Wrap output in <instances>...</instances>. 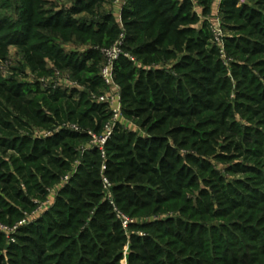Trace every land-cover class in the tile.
<instances>
[{"label":"trees","instance_id":"1","mask_svg":"<svg viewBox=\"0 0 264 264\" xmlns=\"http://www.w3.org/2000/svg\"><path fill=\"white\" fill-rule=\"evenodd\" d=\"M14 1L16 21L0 14V59L16 47L40 75L47 61L73 75L99 63L97 50L69 56L54 39L95 47L121 33L103 0L66 14ZM239 1L218 5L224 61L190 0H126L135 64L120 58L114 78L140 134L116 124L103 156L82 148L110 118L89 97L105 91L99 72L76 97L0 82V224L14 228L0 232V264H121L125 248L126 264H264V0ZM212 2L196 0L202 16ZM67 175L49 210L18 225ZM117 213L145 221L124 229Z\"/></svg>","mask_w":264,"mask_h":264},{"label":"rangeland","instance_id":"2","mask_svg":"<svg viewBox=\"0 0 264 264\" xmlns=\"http://www.w3.org/2000/svg\"><path fill=\"white\" fill-rule=\"evenodd\" d=\"M48 5L46 9H52L53 11H62L65 14L70 11V6L73 4L75 0H47ZM113 0H103L102 4L99 6L100 9L104 12L110 14L113 18V22L119 26V9L113 6ZM240 3L243 1L240 0ZM211 7L210 11L207 14L206 19L215 20L218 16V13H214L211 15ZM0 14L9 20L16 21L18 16V6L14 0H0ZM93 15L80 14L78 16H74V18L78 20H91ZM93 20L96 21L95 17ZM208 24L209 22L205 20ZM55 44L60 47L65 54L75 56V57H83L90 52V50H97L99 54V63H94L93 61H88L85 63L86 72L80 73L78 75H73L69 71L59 70L57 67L53 66V64L49 61L46 62L45 72L43 74L33 72L30 67L26 64L23 53L16 47H10L8 54L3 59H0V82L5 83H14L23 87L24 90H38L40 92H46L49 94L52 91H59L61 93L67 95L77 96L76 92H84L86 91L87 83L86 80H96L101 64V56L100 50L103 48L109 47V44H103L101 46H92L93 44L90 42H81L77 40L75 37L67 36L66 39L56 38L54 39ZM114 43V42H113ZM112 43V44H113ZM95 70V73H93ZM103 90H99L98 93L91 94L89 93V97L91 100L92 95L102 94ZM69 124H65L62 127L67 128ZM121 127L127 131L137 132L140 134L137 127L130 121L122 122ZM59 129V128H58ZM57 129V130H58ZM50 134V132H45L41 130H34V136L36 137H44ZM88 143L82 146L83 149H86ZM218 170H223L221 165H216ZM68 177V175H67ZM64 184L62 181L55 185L47 194L44 200L38 202V208L32 212L29 216L26 217L24 221L20 224H25L28 222H33L37 218H39L44 212L49 210V208L53 205L54 199L57 193V190ZM163 217V216H161ZM134 223H142L145 219H134L132 220ZM0 232L4 233L7 238L14 232V228L8 229L0 224ZM126 252L125 248L123 255L124 258L121 264H126Z\"/></svg>","mask_w":264,"mask_h":264},{"label":"built area","instance_id":"3","mask_svg":"<svg viewBox=\"0 0 264 264\" xmlns=\"http://www.w3.org/2000/svg\"><path fill=\"white\" fill-rule=\"evenodd\" d=\"M193 5H195L196 0H190ZM113 6L119 9V27L121 29V33L117 36L116 40L109 47L103 48L100 50V54L102 57V63L99 70L100 80L105 88V91L102 94L92 95L91 102L97 104H104L110 114V118L108 122L104 125L103 131L99 136H95L91 133L90 141L88 142L86 148L94 147L98 149L101 153V156L104 155V145L108 138L110 137L113 128L116 124L122 125V122L126 121L121 113V102H120V89L115 83L114 78V65L120 59L124 58L135 64V59L128 52L124 51V43H125V35L123 29L120 24V13L121 10L126 5V0H113ZM209 31L212 36L213 44L218 48L221 59L225 61V55L223 52V38L224 32L221 26V22L219 17H217L212 22L208 23ZM68 128L72 131H79L78 127L75 125H69ZM68 181V177H64L62 179L63 183ZM103 188L106 196L110 198L109 189L110 184L103 179ZM38 208V207H37ZM36 208V209H37ZM117 218L119 219L122 227L125 229L128 224L133 223L132 220H129L125 216L117 213Z\"/></svg>","mask_w":264,"mask_h":264},{"label":"crops","instance_id":"4","mask_svg":"<svg viewBox=\"0 0 264 264\" xmlns=\"http://www.w3.org/2000/svg\"><path fill=\"white\" fill-rule=\"evenodd\" d=\"M220 0H213L212 4H211V15L214 13H218V5H219ZM193 9L195 11V13L197 14V16L200 19V24H202V22H204L205 20L209 22L208 19H206V17L202 16V10L201 8L195 3V5H193ZM213 20H211L210 22H212Z\"/></svg>","mask_w":264,"mask_h":264}]
</instances>
